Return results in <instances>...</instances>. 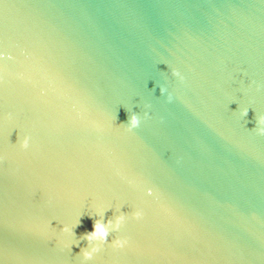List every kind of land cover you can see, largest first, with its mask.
<instances>
[{
  "label": "water",
  "instance_id": "obj_1",
  "mask_svg": "<svg viewBox=\"0 0 264 264\" xmlns=\"http://www.w3.org/2000/svg\"><path fill=\"white\" fill-rule=\"evenodd\" d=\"M256 116L264 0H0V264H264Z\"/></svg>",
  "mask_w": 264,
  "mask_h": 264
},
{
  "label": "clouds",
  "instance_id": "obj_2",
  "mask_svg": "<svg viewBox=\"0 0 264 264\" xmlns=\"http://www.w3.org/2000/svg\"><path fill=\"white\" fill-rule=\"evenodd\" d=\"M172 77L183 80V77L177 70H172L171 72ZM160 95L165 94V89L160 88ZM168 102L170 103L172 101L171 95H168L167 97ZM241 116L246 117L248 115V109L245 108L241 111ZM144 118H148V113H144ZM140 117L137 113L132 112L131 114L128 113V119L126 123H122L120 125H126V131L132 132L133 130L137 129L140 125ZM256 131V134L259 136H264V116H256V126L254 128ZM20 147L21 149H28L30 137L25 136L23 139H19ZM149 195H151V192H149ZM108 210V209H107ZM107 210H103L99 212V215L102 217L104 212ZM132 218L135 220H139L142 218V212L135 211L132 213ZM126 220V214L123 212H120L119 215L115 216V220H108L107 223H103L101 220H95L93 222V230L91 232H86L83 234L80 239L87 241L88 245L91 246L89 249H81V252L79 255L83 257L84 261H91L94 257V255L101 251L102 247L106 244H108V237L110 236L109 228L112 229V233L118 232L121 229V226L124 224ZM114 223V227H113ZM80 225V219L78 220L77 224L74 227L69 226H63L60 231L62 233H65L71 237L75 238L74 234V228ZM93 242H96L93 246ZM128 241L126 239H114L111 241V247L113 249H122L127 245ZM75 245H79V240H76L74 243ZM72 244L70 248L74 245Z\"/></svg>",
  "mask_w": 264,
  "mask_h": 264
}]
</instances>
